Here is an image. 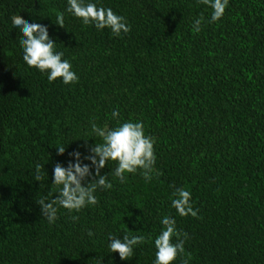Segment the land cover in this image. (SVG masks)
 <instances>
[{
  "label": "trees",
  "instance_id": "16d2710c",
  "mask_svg": "<svg viewBox=\"0 0 264 264\" xmlns=\"http://www.w3.org/2000/svg\"><path fill=\"white\" fill-rule=\"evenodd\" d=\"M99 4L124 16L130 31L117 37L66 12L56 25L66 0H0V264H152L165 215L187 233L173 264L188 256L189 264H264V0H229L211 23V9L196 0ZM13 15L47 26L78 82H48L24 64ZM113 109L154 138L152 179L139 169L123 183L109 175L112 188L97 189L96 205L58 208L48 223L36 202L56 198L54 165L101 142L90 122L118 126ZM181 187L196 217L171 207ZM109 233L144 242L121 260L108 251Z\"/></svg>",
  "mask_w": 264,
  "mask_h": 264
},
{
  "label": "clouds",
  "instance_id": "9594fccd",
  "mask_svg": "<svg viewBox=\"0 0 264 264\" xmlns=\"http://www.w3.org/2000/svg\"><path fill=\"white\" fill-rule=\"evenodd\" d=\"M196 2L211 9L209 23L220 20L229 4V0H196ZM65 12L79 19L83 25H91L98 31L107 28L117 37L121 33L127 34L130 31L125 17L116 14L109 7L101 6L99 0H66L64 11L56 15V25L63 27ZM203 20V16L195 19L191 30L199 33ZM10 21L11 26L19 33L18 44L22 60L28 68H34L46 74L48 82H53L57 78L64 85L78 82L79 77L72 70L69 60L64 58L62 51L56 50L57 43L49 36L47 26L26 22L20 15L11 16ZM110 115L113 120H117L118 126L106 129L97 126L95 122H90L91 133L100 139V143H95L92 147L86 146V155L79 150L69 152L67 166H62L60 163L54 165L52 184L58 187L56 198L41 199L36 202L40 207L41 216L46 218L48 223L55 222L58 208L69 212H79L86 206L96 205L97 189L112 188V182L108 179L109 175L123 183L125 173L135 174L139 169L145 182L152 179L156 162L153 149L154 138L145 134L142 122L132 119L119 122V112L116 109H113ZM56 150L58 154H64L65 146ZM109 161H115L116 166L107 176L102 175L100 170ZM92 177H95V180H92ZM40 179L38 165L35 180L40 181ZM86 179L88 182L82 183ZM171 207L180 217H196L197 215L191 203L190 191L182 187L173 189ZM75 219L77 217L73 216V220ZM159 223L161 229L152 240L155 248L152 264H173L178 255L184 253L187 233L177 231L176 220L171 216H163ZM87 234L89 237L93 235L90 230ZM143 242L142 235L131 237L115 236L112 233L107 235L109 253H118L121 260H128L133 254L134 246ZM190 259V256L186 257L182 264H189Z\"/></svg>",
  "mask_w": 264,
  "mask_h": 264
}]
</instances>
